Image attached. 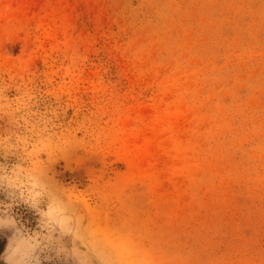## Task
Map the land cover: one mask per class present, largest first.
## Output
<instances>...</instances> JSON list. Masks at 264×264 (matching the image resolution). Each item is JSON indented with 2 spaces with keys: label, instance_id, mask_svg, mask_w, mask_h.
Wrapping results in <instances>:
<instances>
[{
  "label": "rangeland",
  "instance_id": "rangeland-1",
  "mask_svg": "<svg viewBox=\"0 0 264 264\" xmlns=\"http://www.w3.org/2000/svg\"><path fill=\"white\" fill-rule=\"evenodd\" d=\"M5 250L264 264V0H0Z\"/></svg>",
  "mask_w": 264,
  "mask_h": 264
},
{
  "label": "clouds",
  "instance_id": "clouds-1",
  "mask_svg": "<svg viewBox=\"0 0 264 264\" xmlns=\"http://www.w3.org/2000/svg\"><path fill=\"white\" fill-rule=\"evenodd\" d=\"M0 260L5 261V264H10V262H9V260H8V256H7L6 250H5V252L3 253V255H0Z\"/></svg>",
  "mask_w": 264,
  "mask_h": 264
}]
</instances>
